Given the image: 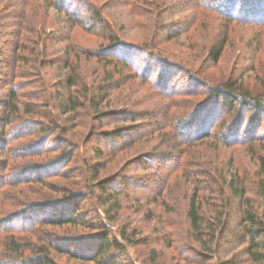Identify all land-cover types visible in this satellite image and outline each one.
<instances>
[{
  "label": "rangeland",
  "instance_id": "374dc122",
  "mask_svg": "<svg viewBox=\"0 0 264 264\" xmlns=\"http://www.w3.org/2000/svg\"><path fill=\"white\" fill-rule=\"evenodd\" d=\"M6 1L16 6L24 2ZM45 1L27 0L26 32L22 40L25 48L18 52L15 85L0 80V113L4 111L3 104L9 103L12 91L17 92L15 101L19 109L11 123L5 125L3 120L2 125L0 121V131L4 129L3 136L0 134V221L9 218L15 229L0 234V264H11L7 263L9 257L16 264H25L7 251L9 235L34 247L23 256L33 261L27 264L41 260V247H48L49 259L54 264H93L68 252L92 253L106 229L109 238L121 246L111 253L119 264H195L184 261L189 256L190 261L199 259L189 248L187 209L193 194L191 181L205 188L201 203L207 222L220 217L218 213L230 212L227 205L232 199L223 176L227 181L238 177L258 213L264 214L258 189L264 141L255 142L245 132L253 130L264 138V24L225 17L209 7L217 0H69L70 11L81 13L88 26L93 24L89 7L93 6L100 14L103 26H96L90 32L87 27L73 24L67 13L54 8L52 0ZM174 30L180 36L164 42L162 39ZM110 35L132 48V55L140 63L151 66L149 81L136 77L132 69L123 70L122 75L118 72L114 75L113 90L107 88L108 93L101 94L100 89L108 87V75L114 69L104 62L105 57L108 59L104 53L110 45ZM218 36L225 39L226 48L219 63L212 65L205 59ZM146 47L155 55L139 56ZM4 50L5 57L14 56L10 46ZM7 71L11 73L4 70ZM168 71L174 72L168 81L170 95L154 97L156 90L151 83L167 80ZM69 79L76 82L74 88L68 89ZM228 82L240 85L263 104L259 113L252 107L246 111L243 108L242 114L236 109L228 112L220 106L215 109L213 115H218L215 132L233 128L239 125V117H246L240 143L226 147L212 137L188 146L183 172L171 178L167 175L175 168V162H167L166 167L158 163L147 168V162L141 159L145 154L150 159L152 154L166 151L160 147L153 151L162 139L157 135H147L129 148L121 146L122 151L116 156L110 153L124 143L108 142L104 133L134 128L142 121L122 122L117 115L98 117L95 103L100 112L127 111L131 119L148 108L167 111L179 120L190 116L197 104L204 103L212 95V88ZM174 91L176 96H172ZM189 104L194 107L186 112L185 105ZM174 122L170 121L169 125ZM169 140L173 141L172 137ZM95 148H102L109 159L98 158ZM64 153L66 160L57 162ZM98 163L107 164L99 172V180L94 175ZM37 177H42L44 182L32 183L31 179ZM99 181L120 194L118 209L105 205L97 187ZM69 196L76 200L63 202ZM44 203L53 204L46 206L45 213L49 214L64 205L66 213L78 208L84 223L62 228L38 226L35 219L44 215L43 207L31 208L29 220L18 218L26 215L23 212L29 206ZM30 225H35L34 235L32 231L21 230ZM152 250L156 251L154 255Z\"/></svg>",
  "mask_w": 264,
  "mask_h": 264
},
{
  "label": "trees",
  "instance_id": "16d2710c",
  "mask_svg": "<svg viewBox=\"0 0 264 264\" xmlns=\"http://www.w3.org/2000/svg\"><path fill=\"white\" fill-rule=\"evenodd\" d=\"M21 3L22 1L20 4ZM51 3H53L54 8L57 10L67 13L68 19H70L73 24H79L87 27V30L90 32L94 31L96 26L101 25L102 27V24H104L100 14L93 6L89 7V12L93 18L91 23L93 24L88 26L87 22H85L81 15H79L81 13L75 14L73 11H70L72 8V3L69 0H52ZM20 4L16 6L9 4V2L6 0H0V80H4L8 85L11 86L15 85V80L17 77L16 63L20 58L18 52H21L25 48L22 40L23 34L26 32L25 20L28 2L27 0H24L21 6ZM207 5L209 6L210 3H207ZM209 7L212 9L215 8V10L231 20L243 21L245 23L254 25L264 24V0H217ZM178 36L180 35L175 33L174 30L162 40L164 42H169ZM109 39H111L110 45L106 48L107 50L104 53L105 56H108V59L105 57L104 62L105 65L108 64L109 66H113L114 69H112L110 75H108V87H103L100 89L101 94L108 93L106 92L107 88L113 90V88H111V84H115L114 75L117 74L116 72H118L119 75H122L123 70L129 71L132 69L137 74H135L136 77L139 76L144 80L149 81V78L152 74L151 66L143 61L140 63V59H137L136 56L132 55L134 54L133 49L120 43L115 36L110 35ZM216 39L213 41V45L210 47L207 58L205 59V62H209L212 65H217L219 63L226 48L225 39H221L219 36ZM7 46H10V50L14 56L5 57L6 52L4 48ZM146 48H144V50H150L149 48ZM144 50L139 53V56L148 54L149 57H152L155 55L152 50L148 51L147 53ZM88 55L95 56L93 53H88ZM157 56L160 57L159 55ZM67 62L69 63V60ZM4 70H11V73H8L9 71L4 72ZM173 73L174 72L168 71L166 74L167 80L163 81L164 79H162L161 83H151L152 86L154 85L153 88L156 90L153 94L154 97L156 96L162 98L161 96L166 97L170 95L168 81L173 78ZM68 83V89L74 88L76 86V82L72 79H69ZM116 88H118V86H116ZM172 93V96L177 95L175 91ZM211 93L212 95L204 103L197 104L195 107L192 104H189L188 106L185 105L186 112L191 108V106H193V113L190 116L183 117V119L179 120H177L173 114V116L170 115V113L167 111L162 112L161 109L152 110L147 108L142 111V113H138V115H135V117L131 119L128 116L129 113L127 111H122L118 114L116 112L108 111L100 112V107L97 103H95L94 108L95 112H97L96 116L98 117L117 115L120 116L119 120L122 122L129 120L132 122H136V120L142 121L135 125L134 128L124 127L121 129V131L117 130L114 132L104 133L103 136L108 142H116L120 140L124 143L119 147H115L113 151L110 152L113 156H116L120 151H122L121 146H124V148H129L132 145L140 142L143 138H146L147 135H157L161 137V141H159L153 151H158L160 147L165 148L166 151L170 150V153H165L166 151L164 152L163 150L162 153L158 155L152 154L150 159H147L148 154L142 156L141 159L147 162V168H152L158 163L163 164V167H166L167 162H175V168L167 175L168 178H171L183 172V157L184 154L187 153L186 149L188 146L196 142H204L206 139L212 137L217 138L226 147L236 145L243 140L240 139V131L246 122V117L243 119L239 117V125H235L233 128L226 127V130L224 129L225 131L222 133L215 132L213 130L217 122L216 118L218 117V115H213V113L216 114L215 109H220V106L223 109L226 108L228 112L235 111L236 109L238 114H242V111H244L243 108H245L246 111L248 107H252L254 110H258V113L259 110H262L263 108V104L259 101V99L256 100L250 97L249 94L243 91L242 87H240V85L238 86L236 83H224L220 87L212 88ZM185 95H188V93H185ZM189 96H192L191 93H189ZM193 96H195V94ZM107 97L108 95L103 98L102 103L107 99ZM16 98L17 92L12 91L9 94V103L3 104L4 111L0 113V121L2 125H4L3 120H5V125L11 123L13 116L19 112L17 103L15 101ZM72 107L75 109V111L78 110V107L75 105ZM170 121L171 123L174 121L175 122L174 124L169 125ZM132 129H134V131H132L133 133H129L128 131ZM167 129H171L172 131L170 130L169 132H164ZM126 132L127 135H124ZM245 132L247 133L246 136L248 138L251 137V139L255 142L261 143V141H264V138L257 136L253 130H248ZM0 134L3 136L4 129L0 131ZM171 137L173 141L169 140ZM93 151L94 154L100 159H104L106 157V153L102 148H95ZM65 156V153L61 155L57 162L66 160ZM108 157L109 156L106 157V160L109 159ZM166 158L168 159L166 160ZM100 164L101 163H98L94 167V175L97 180H99V172L107 167V164L101 166ZM223 177L222 180L227 185L232 199V201H229V205H227V207L230 208V212L228 215L218 213L221 214L220 217H215L213 222H207L205 209L201 203V196L205 188L201 187L200 184L195 181L190 182V186L193 188V194L189 199L187 209V220L189 223L190 232L189 235L191 237V245L189 248L192 252H194L195 255H197V258L199 259L190 261L191 257L189 256L186 257L184 261L194 262L195 264H264V214L258 213L257 208H255V206L251 203V200L247 195L245 185L240 182L238 177L234 176L229 181H227L226 177ZM31 182L43 183L44 179L42 177H37L31 179ZM97 183L98 190L105 199V205L111 204L113 208L118 209L119 205L117 200L120 194L107 189L105 187L104 181H99ZM258 189L264 208V161L260 163ZM235 199L238 200L237 203L233 202ZM73 200H76L74 199V196H69L64 199L63 202L68 203L69 201ZM46 206H53V204L44 203L29 206L28 211L23 212V214L25 213L26 215L18 218H22V220H24V218L29 220L31 217L28 216L32 215L29 214L31 213V208L33 209L43 207L44 209L42 212L44 215H42V217L38 220L35 219L36 221L34 224L38 223V226L50 225L53 227L62 228L66 226H78L84 223L82 220L83 217L79 214L78 208L73 210V212L69 211L66 213L64 212V208L67 206L64 205V207H60L57 210L53 209L54 211L49 214L45 213L47 212ZM34 229L35 225H30V227L22 228L21 230L28 232L32 231L31 234L34 235ZM14 230V227H12V225L9 223V218H4L0 221V234H7L13 232ZM107 231L108 229L100 234V243L98 247L93 249V251L91 250L92 253H89L88 255L84 252L80 253L81 255L78 252L70 251L68 253L75 258L88 259L89 261L93 262V264H119L117 260L111 256V253L117 249H121V246L116 241L109 238V233H107ZM6 238L8 242L6 244L8 252L17 256V258H21L20 260L25 264L33 262L32 260L28 258L24 259L23 257L26 251H33L34 247H32V245L29 243H24V241L22 242L16 238L15 235H9L8 237L6 236ZM41 240L43 241L44 239L41 238ZM50 242L53 243L54 241L50 240ZM169 247L174 249L173 246ZM54 250L58 252H64L60 247H54ZM155 252V250H152L151 254L154 255ZM39 253L43 256L41 260L37 262V264H54L51 259H49L48 247H41ZM12 262L13 264H16L14 259L11 257L7 258V263L12 264Z\"/></svg>",
  "mask_w": 264,
  "mask_h": 264
}]
</instances>
